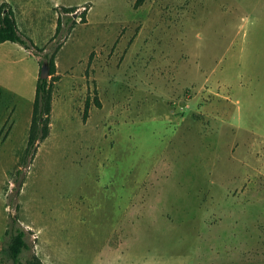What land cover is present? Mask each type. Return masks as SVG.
<instances>
[{
	"label": "rangeland",
	"instance_id": "1",
	"mask_svg": "<svg viewBox=\"0 0 264 264\" xmlns=\"http://www.w3.org/2000/svg\"><path fill=\"white\" fill-rule=\"evenodd\" d=\"M3 2L61 46L31 159L38 62L0 44V264L13 229L21 264H264V0Z\"/></svg>",
	"mask_w": 264,
	"mask_h": 264
},
{
	"label": "trees",
	"instance_id": "2",
	"mask_svg": "<svg viewBox=\"0 0 264 264\" xmlns=\"http://www.w3.org/2000/svg\"><path fill=\"white\" fill-rule=\"evenodd\" d=\"M75 10V7H58L55 31L49 43L54 42L59 35L63 17L69 18ZM79 23H85L84 14L81 15ZM3 43L18 44L36 58L39 69L42 65H46L48 69V78L40 79L38 77L35 82L34 98L32 101L25 148V154L32 159L39 143L43 142L50 133L52 99L55 86L60 80V75L56 72L55 58L61 43L56 42L52 52H47L45 48L37 47L29 38L19 32L13 11L5 2L0 4V44ZM12 222L14 225L15 220ZM6 235L8 236V242L2 251V255L10 260L12 264H21L19 256L23 251L29 249L24 239V231L13 229L11 231H6ZM26 264L41 263L35 255H32L31 258L26 261Z\"/></svg>",
	"mask_w": 264,
	"mask_h": 264
},
{
	"label": "water",
	"instance_id": "3",
	"mask_svg": "<svg viewBox=\"0 0 264 264\" xmlns=\"http://www.w3.org/2000/svg\"><path fill=\"white\" fill-rule=\"evenodd\" d=\"M38 77L40 79H46V78H48V69H47V66L46 65H42L40 67Z\"/></svg>",
	"mask_w": 264,
	"mask_h": 264
},
{
	"label": "crops",
	"instance_id": "4",
	"mask_svg": "<svg viewBox=\"0 0 264 264\" xmlns=\"http://www.w3.org/2000/svg\"><path fill=\"white\" fill-rule=\"evenodd\" d=\"M56 7V5L54 6V8ZM71 7V6H70ZM55 24V20L53 22V25ZM5 44V43H4ZM55 66H56V72H57V68H58V65H57V62H56V58H55ZM58 74V73H57ZM39 75V74H38Z\"/></svg>",
	"mask_w": 264,
	"mask_h": 264
}]
</instances>
